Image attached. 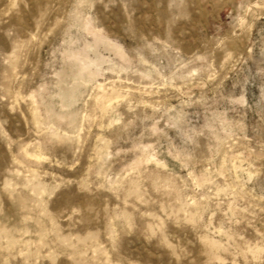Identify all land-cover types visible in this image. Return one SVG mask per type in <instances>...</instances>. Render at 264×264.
I'll return each instance as SVG.
<instances>
[{
    "label": "rangeland",
    "instance_id": "374dc122",
    "mask_svg": "<svg viewBox=\"0 0 264 264\" xmlns=\"http://www.w3.org/2000/svg\"><path fill=\"white\" fill-rule=\"evenodd\" d=\"M0 264H264V0H0Z\"/></svg>",
    "mask_w": 264,
    "mask_h": 264
}]
</instances>
